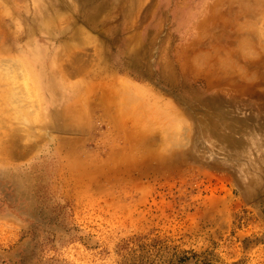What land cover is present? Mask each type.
I'll list each match as a JSON object with an SVG mask.
<instances>
[{
  "label": "rangeland",
  "instance_id": "374dc122",
  "mask_svg": "<svg viewBox=\"0 0 264 264\" xmlns=\"http://www.w3.org/2000/svg\"><path fill=\"white\" fill-rule=\"evenodd\" d=\"M207 1L0 0V93L16 96L0 94V264H264V162L235 175L203 135L213 108L190 113L157 79ZM77 30L58 89L51 63ZM33 52L37 86L12 67ZM121 83L174 106L181 144L108 99Z\"/></svg>",
  "mask_w": 264,
  "mask_h": 264
},
{
  "label": "bare ground",
  "instance_id": "6f19581e",
  "mask_svg": "<svg viewBox=\"0 0 264 264\" xmlns=\"http://www.w3.org/2000/svg\"><path fill=\"white\" fill-rule=\"evenodd\" d=\"M52 23L50 17L43 20L44 27ZM188 36L195 41L186 47L181 45L183 48L175 55L173 64L162 62L157 79L177 94L190 113L195 114L202 104L213 108L207 117L206 127H209L203 135L216 150L225 149V155L229 157L225 160V167L235 175L240 170L255 168L259 171L260 162H264V94L251 93L250 90L264 84V0H208L202 5L200 15L189 23L185 38ZM6 37L5 32L0 36V57L10 52ZM81 38L82 32L74 31L63 45L62 52L52 60L56 88L61 85L57 59L69 52L75 43L81 45L84 42L80 41ZM12 62V67L21 70L17 78L38 85L40 63L36 52L19 56ZM5 82L7 86L14 84L16 78L8 76ZM109 91L108 99L117 102L121 111L130 115L143 131L152 126L159 127L161 134L157 142L160 148L168 140L174 147L181 144L182 135H176L180 118L174 106L168 104L171 110L162 111L147 100L143 89L128 83L112 84ZM10 92L0 94H6L14 102L16 96ZM82 98V95L77 96L78 101ZM249 101L262 103L254 105ZM215 110H219L216 115ZM70 113L69 116L75 115L73 111ZM196 138L197 134L194 140ZM235 159L243 163L240 169L238 166L233 168ZM259 174L250 173V176ZM245 180L248 182L247 178Z\"/></svg>",
  "mask_w": 264,
  "mask_h": 264
}]
</instances>
